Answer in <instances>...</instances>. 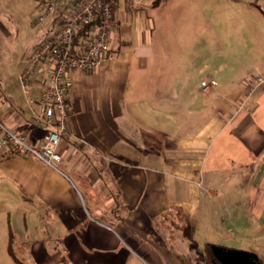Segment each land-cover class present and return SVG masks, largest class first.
<instances>
[{
    "label": "crops",
    "instance_id": "0c3cea01",
    "mask_svg": "<svg viewBox=\"0 0 264 264\" xmlns=\"http://www.w3.org/2000/svg\"><path fill=\"white\" fill-rule=\"evenodd\" d=\"M153 2L140 0L132 8L118 0L111 34L116 56L94 71L75 70L58 146L61 170L0 150L5 213H13L24 235H50L20 244L32 264H122L134 250L155 264H184L172 227L196 224L226 241L250 240L242 248L262 257L264 82L255 75L264 74L240 75L227 67L221 78L211 73L199 80L197 67L183 73L181 59L170 51L179 54L178 41L157 34L146 7ZM216 48L204 45L199 71L218 58ZM49 72L47 62L32 77L36 100ZM212 78L218 83L202 91L200 82ZM25 94L22 103L0 96V112L8 127L36 145L46 129L34 123L37 102ZM44 223L54 228L48 231ZM184 228L178 239L188 249Z\"/></svg>",
    "mask_w": 264,
    "mask_h": 264
},
{
    "label": "rangeland",
    "instance_id": "374dc122",
    "mask_svg": "<svg viewBox=\"0 0 264 264\" xmlns=\"http://www.w3.org/2000/svg\"><path fill=\"white\" fill-rule=\"evenodd\" d=\"M36 2L37 0H0V96L10 94L16 102L26 100L20 76L23 67L21 60L36 41L41 42V37L49 28V20H38L42 9L36 6ZM146 7L151 10L150 15L157 23L158 36L167 42L178 41L179 54L174 55L173 48L170 51L172 58L181 59L183 73L196 72L197 67L199 80L208 78L211 73L221 78L222 73L227 72V67L229 72L240 75L251 72L264 74V0H161L156 5L149 3ZM205 44L209 48L213 45L217 47L218 54L215 53V56L218 58L215 61L211 59L213 63L204 65L206 69L199 71L200 56L205 60ZM255 77L258 78L257 75ZM3 199L8 200V194L5 193L4 197L0 195V264H32L20 244L29 245L32 237H41L49 232L43 230L31 237L24 235L19 225L14 223L13 213L10 216L5 213L4 206L9 201L6 203ZM42 227L51 231L54 225L44 223ZM183 228L177 230L172 227V231L177 232L176 244L181 249L180 258L184 264H210L206 254L208 242L236 247H247L251 243L250 240H244L243 243L238 239L223 240L211 229L208 230L203 225L198 227L196 224L184 228L187 242L192 245L186 249L182 244L183 238L178 239L182 237V233L178 231H183ZM52 235L54 243L57 242L58 234L54 229ZM154 242L151 237L149 243ZM257 242L264 244L263 239ZM257 248L264 258V247ZM162 258L165 260L166 256ZM122 264L155 263L146 252L134 250L123 256Z\"/></svg>",
    "mask_w": 264,
    "mask_h": 264
},
{
    "label": "built area",
    "instance_id": "2783aa9c",
    "mask_svg": "<svg viewBox=\"0 0 264 264\" xmlns=\"http://www.w3.org/2000/svg\"><path fill=\"white\" fill-rule=\"evenodd\" d=\"M135 7L140 0H125ZM118 0H37L42 9L39 21L53 18L51 32L21 60L20 76L30 103L37 102L33 121L46 132L40 142L31 144L25 136L8 127L0 112V150L10 149L24 156L32 155L49 167L60 169L62 153L58 146L67 129L66 95L74 86L76 69L94 71L105 59L116 56L111 48V34ZM49 63L50 72L41 81L40 97L31 94L32 77L39 66ZM257 80L264 82L263 75ZM218 81H202L209 92ZM250 87V93L253 91Z\"/></svg>",
    "mask_w": 264,
    "mask_h": 264
},
{
    "label": "trees",
    "instance_id": "16d2710c",
    "mask_svg": "<svg viewBox=\"0 0 264 264\" xmlns=\"http://www.w3.org/2000/svg\"><path fill=\"white\" fill-rule=\"evenodd\" d=\"M160 1L154 0L153 4ZM206 254L210 264H264V259L253 250L221 243L208 242Z\"/></svg>",
    "mask_w": 264,
    "mask_h": 264
}]
</instances>
